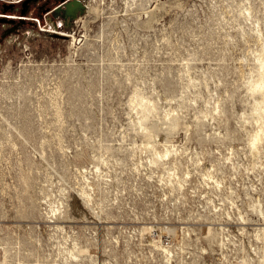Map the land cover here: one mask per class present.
I'll use <instances>...</instances> for the list:
<instances>
[{"label":"rangeland","instance_id":"374dc122","mask_svg":"<svg viewBox=\"0 0 264 264\" xmlns=\"http://www.w3.org/2000/svg\"><path fill=\"white\" fill-rule=\"evenodd\" d=\"M42 1L0 36V264H264V0Z\"/></svg>","mask_w":264,"mask_h":264},{"label":"flooded vegetation","instance_id":"af4514ba","mask_svg":"<svg viewBox=\"0 0 264 264\" xmlns=\"http://www.w3.org/2000/svg\"><path fill=\"white\" fill-rule=\"evenodd\" d=\"M71 0H68V1H66V2H64V0H63V4H61L60 5V7H58V8H63V6L66 4V3H68V2H70ZM54 2H57V0H54ZM1 6H3V10H4V5H2V4H0ZM15 8V6H13V7H9L8 9H6V11L8 12V11H10V9L12 10V9H14ZM58 8H56V10L58 9ZM18 7L15 9V10H17L18 11ZM22 10V9H21ZM21 10L19 9V11L18 12H20L21 13ZM5 11V10H4ZM14 11V10H13ZM58 11H60L58 14H62V12H61V10L60 9H58ZM6 12V13H7ZM28 12V11H27ZM36 13L38 14V11H36ZM34 16V15H33ZM20 19H9V18H1L0 17V36L1 37H5L8 33H13L14 31H17L19 28H20V26L22 25L21 24V22L19 21ZM21 21H27V20H21ZM30 22H32V21H30ZM33 23V22H32Z\"/></svg>","mask_w":264,"mask_h":264},{"label":"bare ground","instance_id":"6f19581e","mask_svg":"<svg viewBox=\"0 0 264 264\" xmlns=\"http://www.w3.org/2000/svg\"><path fill=\"white\" fill-rule=\"evenodd\" d=\"M79 8H80V11L83 9L81 3H79L77 0H74V1H70L68 3H66L63 8H58L61 10L62 14H59L58 16H61L63 19H69L70 21H73L74 19H76L77 15L79 14L78 12L79 11ZM58 9L56 10V12H60L58 11ZM81 13V12H80ZM57 16V15H56ZM261 61V60H260ZM260 67V66H259ZM261 70H262V74H263V77H264V61L262 62L261 61ZM262 77V79H263ZM264 81V80H263ZM260 82V81H259ZM257 85V84H256ZM259 88H264V84H260L258 85ZM263 91V89H260ZM264 101V99H263ZM255 140L254 142L257 140V135H255ZM254 137V136H253ZM253 140V139H252ZM253 142V143H254ZM252 143V144H253Z\"/></svg>","mask_w":264,"mask_h":264},{"label":"built area","instance_id":"2783aa9c","mask_svg":"<svg viewBox=\"0 0 264 264\" xmlns=\"http://www.w3.org/2000/svg\"><path fill=\"white\" fill-rule=\"evenodd\" d=\"M25 1H27V0H7V1H5V0H0V4H2V5H4V6H8V7H13V6H15V7H18V8H22V4L25 2ZM35 1H37L38 3L40 2V1H42V0H35ZM44 1V0H43ZM42 1V2H43ZM68 1V0H67ZM34 3H36V2H34ZM10 5V6H9ZM60 5H61V3H60ZM60 5L58 4V6H56V8H58V7H60ZM55 8V7H54ZM54 8H52V9H54ZM55 8V9H56ZM51 9V10H52ZM54 9V10H55ZM18 12V11H17ZM31 12H27L26 14H21V13H18V14H20L19 16H21V18L20 17H18L20 20H26V18L24 17V16H27V15H29ZM1 16H3V15H1ZM5 18H8L7 16H4ZM36 21V20H35Z\"/></svg>","mask_w":264,"mask_h":264},{"label":"water","instance_id":"95a60500","mask_svg":"<svg viewBox=\"0 0 264 264\" xmlns=\"http://www.w3.org/2000/svg\"><path fill=\"white\" fill-rule=\"evenodd\" d=\"M32 1H34V0H27V1H25L23 4H22V10H21V14H26L27 13V11H28V9H27V5L30 3V2H32ZM61 1H63V0H61ZM6 9H8V6H4V10H6Z\"/></svg>","mask_w":264,"mask_h":264},{"label":"trees","instance_id":"16d2710c","mask_svg":"<svg viewBox=\"0 0 264 264\" xmlns=\"http://www.w3.org/2000/svg\"><path fill=\"white\" fill-rule=\"evenodd\" d=\"M19 21L21 22V24H26V25H29V26H33L34 25V23H32L30 21H21V20H19Z\"/></svg>","mask_w":264,"mask_h":264}]
</instances>
